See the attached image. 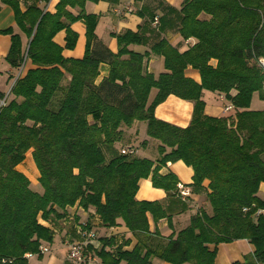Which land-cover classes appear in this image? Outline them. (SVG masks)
<instances>
[{"label":"trees","instance_id":"1","mask_svg":"<svg viewBox=\"0 0 264 264\" xmlns=\"http://www.w3.org/2000/svg\"><path fill=\"white\" fill-rule=\"evenodd\" d=\"M99 1L58 0L50 13L36 5L22 12L17 0H0L28 40L24 53L20 37L4 31L11 35L6 61L18 70L26 56L31 65L0 108V264L41 257L74 206L92 209L98 221V229L91 219L76 225L87 240L85 259L97 264H216L217 246L239 240L253 252L232 264H264V110L250 109L254 94L264 100V0H183L178 32L195 43L180 52L160 40L144 53L129 48L144 44L138 32L115 35L116 52L97 39L98 17L84 7ZM76 21L85 26L78 59L63 55L77 43ZM61 31L64 47L54 41ZM151 55L163 58L157 76L146 67ZM103 64L108 72L98 82ZM203 91L224 95L233 113L207 116ZM4 95L0 90V100ZM170 95L193 105L185 128L154 115ZM136 122L146 124L141 145L154 141L155 159L122 154L137 152L126 138ZM30 150L42 192L17 170ZM177 161L193 171L192 184L182 187L203 204L185 228L164 236L150 230L148 217L173 230V216L190 201L181 199L173 173H160ZM142 179L163 190L165 200H137ZM120 227L126 232L105 234Z\"/></svg>","mask_w":264,"mask_h":264},{"label":"crops","instance_id":"2","mask_svg":"<svg viewBox=\"0 0 264 264\" xmlns=\"http://www.w3.org/2000/svg\"><path fill=\"white\" fill-rule=\"evenodd\" d=\"M17 1L19 9L22 12H24L28 6L36 5L44 11L54 13L58 3V0ZM182 3L183 0H100L96 3L87 2L84 10L87 14L96 15L98 17L97 25L95 27V35L97 39L112 52L117 51L115 35L121 34L125 31H131L134 33L138 32L144 37L143 45L129 46L134 52L144 53L149 51L151 46L160 40H165L172 47L182 52L195 43V40L192 38L187 40L183 39L178 32L179 11ZM115 10H120L122 14L115 13ZM70 11L74 15L77 14V10L70 9ZM155 18L158 19L157 24H154ZM8 29H11L13 34L20 37L22 48L25 53L28 40L17 26L12 8L0 3V90L2 92L4 91L3 87L10 82L11 77L16 74V69L12 68L6 61V56L11 45V35L4 33V31ZM71 29L78 35L77 43L73 50H63V55L68 58L78 59L84 54L85 26L82 21H76L71 24ZM64 37L65 33L64 31H61L55 36L54 41L59 46L64 47ZM211 63L215 64L214 61ZM27 67H31L29 62H27ZM146 67L148 72L157 76L164 71L163 58L151 55L147 61ZM107 72V65H101L100 75L97 81L99 82L105 77ZM185 74L194 81L198 83L200 82V77L197 71L187 68ZM205 92L208 91H203L202 98L206 104L205 114L207 116L224 117L233 113V110L225 112V107L229 102L225 99L224 95L210 92L208 93L209 95H206L208 99L205 100ZM192 109V103L170 95L163 103L155 108L154 115L159 120L185 128L190 123ZM126 138L128 143L137 147L136 154L139 153V149L141 148L144 152L147 151L140 157L149 159L156 158L155 145L152 143L150 144V142L147 146L141 145V142L147 139L145 123H143V125L139 122L134 123L133 126L127 130ZM26 161L29 165L28 169L25 167ZM17 170L29 179L32 186L37 187L39 185V172L33 162L31 150L26 154V159L17 166ZM168 172L173 173L177 177L179 185L187 186L192 184L193 171L182 161L169 163L166 167H162L160 170L161 174H167ZM208 184V181L203 182L205 188H207ZM259 195L264 197V183H261L259 186ZM165 197L164 191L153 188L149 179H142L139 181L136 194L137 200L161 202L165 200ZM202 204V197L198 194L191 193L187 211L175 215L172 218L173 230L169 229L166 220H161L155 224L151 218L148 217L150 230L153 231L157 228L164 236L169 235L172 231L178 232L180 229H183L188 225L190 216L193 215ZM93 212L92 209L84 211L77 206L68 210V218L54 226L55 236L52 243L48 244V257L42 259V264H73L69 261L67 256L68 243L85 241L83 236L77 231V226H79L80 223L82 224L86 220L91 219V225L97 228L99 224ZM99 232L104 233L101 229H99ZM105 232V234L111 235L126 232V230L125 228L120 227L109 229ZM252 252L253 247L246 240L220 244L217 246L215 263L232 264L235 261H242L245 255ZM91 263L97 264L96 261H91Z\"/></svg>","mask_w":264,"mask_h":264},{"label":"built area","instance_id":"3","mask_svg":"<svg viewBox=\"0 0 264 264\" xmlns=\"http://www.w3.org/2000/svg\"><path fill=\"white\" fill-rule=\"evenodd\" d=\"M115 13L117 14H122V12L120 10H115ZM158 23V19L155 18L154 19V24H157ZM26 56L23 60V63L21 64V66L18 68V70L16 71V74H15V78H14V81H13V84L12 86L14 85L15 81L23 74V72L25 71V64H26ZM262 65H264V62H262ZM12 88V87H11ZM11 90V89H10ZM10 90L9 92L4 95V97L0 100V108L5 106L6 103H7V100L9 98V93H10ZM233 110V107L231 104H228L226 105L225 107V112H230ZM122 154H126V155H135L136 154V151L133 150V149H124L121 151ZM178 189H179V194L181 196V199L184 201L185 198L189 197L190 194L189 192L184 189L181 185L178 186ZM88 238H91V236H87ZM87 240L83 241V242H69L68 243V259L71 263L73 264H80L82 262H85L87 261L88 263L90 261H92L91 257L90 256H87L86 259H85V244H86ZM48 252V249L46 247H43L41 249V253L42 255L44 253H47Z\"/></svg>","mask_w":264,"mask_h":264},{"label":"rangeland","instance_id":"4","mask_svg":"<svg viewBox=\"0 0 264 264\" xmlns=\"http://www.w3.org/2000/svg\"><path fill=\"white\" fill-rule=\"evenodd\" d=\"M27 62V61H26ZM25 68H26V64H25ZM17 71V70H16ZM14 78H15V74L13 75V77L10 79V82H8L4 87H3V92L5 93V95L9 92V90L11 89L12 87V84H13V81H14ZM208 93L210 92H205V95H204V99L207 100L208 97L206 95H209ZM250 109L251 110H264V100H260L259 96L256 94L253 96V100H251V104H250ZM143 125V123H142ZM153 145L155 144V142L153 141L152 142ZM147 151H143L142 148L139 149V153L136 154L137 156H141L143 153H146ZM152 154V153H151ZM26 159V157H25ZM25 167L28 169L29 168V165L26 161L25 163ZM33 189L35 190H38L40 192H42V188L40 185H38L37 187H34L33 186ZM44 246L47 248L48 247V244H44ZM45 255H42L43 257H39L38 255H32L29 257V263L30 264H42V259L45 258V257H48V252L47 253H44ZM88 264H93L91 263V261L88 263Z\"/></svg>","mask_w":264,"mask_h":264}]
</instances>
